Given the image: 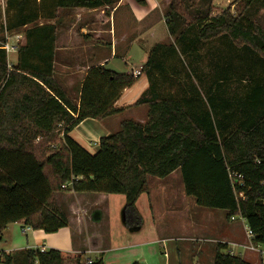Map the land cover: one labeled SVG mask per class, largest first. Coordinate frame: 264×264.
I'll return each instance as SVG.
<instances>
[{"label":"trees","instance_id":"obj_1","mask_svg":"<svg viewBox=\"0 0 264 264\" xmlns=\"http://www.w3.org/2000/svg\"><path fill=\"white\" fill-rule=\"evenodd\" d=\"M119 1L7 0L6 32L33 27L11 66L6 39L0 40V241L7 227L19 222L46 234L67 228V211L57 195L70 192L69 185L77 194L124 195L125 226L141 228L137 202L150 191L148 178L165 179L180 170L186 195L199 207L226 211L228 220L241 217L254 245H264V78L254 79L241 112L225 114L212 97L205 110L191 111L194 99L184 103L160 93L153 78L164 66L160 58L178 52L173 45L157 44L143 67L150 86L136 102L148 107L145 123L124 120L117 133L100 139L95 155L69 136L85 120L121 114L124 109L116 104L138 78L94 67L71 97L55 77L57 12L112 8ZM214 1H171L166 26L182 53L191 45L196 53V43L226 39L259 58L264 71V27L255 8H264V0H241L238 14L229 7L215 16ZM229 120L239 125L232 128ZM57 142L58 148L47 150ZM224 249L220 244L214 264H250ZM2 256L3 264H68L71 259L67 252L38 248ZM82 257L78 254L75 264H82Z\"/></svg>","mask_w":264,"mask_h":264},{"label":"rangeland","instance_id":"obj_2","mask_svg":"<svg viewBox=\"0 0 264 264\" xmlns=\"http://www.w3.org/2000/svg\"><path fill=\"white\" fill-rule=\"evenodd\" d=\"M6 4L7 0H0V30H4L0 35V40L5 37L6 42L3 46L9 44L15 49L14 52H7L11 66L13 63L16 64L19 47L26 43L25 32L33 26L30 25L28 28L22 29L21 33L19 31L6 32ZM240 4L241 0H215L213 15H219L229 7L232 8L233 13L238 14L241 9ZM255 8L257 9L258 22L264 27V8L259 5ZM40 23L44 24L45 22L41 19ZM19 34L24 37L21 38ZM190 38H193V36H190ZM117 39L121 40L122 37L119 35ZM167 41L165 45L175 46L178 53L174 55V53L165 52V57L160 58L162 59L161 63L164 64L163 68L155 70L153 74L157 87L164 98L174 97L184 101V103L194 99L196 106L192 105V108H188L191 111L198 107L202 108L201 110L209 107L207 103L209 97L215 98V105L225 108V114L235 113L237 110L241 112L246 105L248 106L246 96L253 86L254 79L264 78V71L261 68L263 63L253 53L242 48H236L226 39H216L206 44L196 43V53L192 49L194 45H191V50L189 46L186 47V52L182 53L183 47L175 38H170ZM105 52L108 57L115 53L116 58H112L107 69L119 74H130L132 71L139 70L143 72V67L150 57L145 48L139 44H132L129 47L127 44L114 45L113 47L108 45ZM254 62H258L257 67H254ZM55 77L60 83L68 81L64 70L60 68L55 71ZM141 79L145 82V85L141 88L144 90L145 87L150 86L151 80L146 72H143L140 82ZM70 80L74 84L79 79L70 77ZM62 86L71 97L76 98V93L65 88L64 84ZM136 102L134 106L129 107L133 108L129 113L105 120L107 136L120 130V124L115 126V120L117 119H121L120 123L125 119H136L137 121L140 118L144 121L147 119L148 107L142 106V109H137ZM134 114L137 118L133 117ZM234 118L239 119V117ZM240 118L242 121L245 120V118ZM228 123L231 124L230 120ZM238 125L239 121L237 120L231 124L232 128ZM60 139H62L61 136ZM59 146L58 142L48 144L47 150ZM180 174L177 175L180 185L178 186V183H176L178 188L176 186L173 191L167 192L166 195L160 193L163 188L156 184L158 179L150 180L152 186L156 184L155 190L150 195H144L138 203L143 224L142 229L137 232H131L124 225L123 210L125 205L122 204V201L125 202L124 195H110L102 198L98 194H82L79 196L80 203L73 195L74 192L71 191L72 186H69L70 192L59 196L58 199L67 211L69 224L65 228L66 230L63 229V231L40 239L33 231L23 232V229L28 228L23 222L10 225L7 232L4 233L3 246L0 247V264L4 262L1 253L3 250L7 249L14 253L26 249H37L43 245H46L48 250L66 249L69 255L75 256L70 259L68 264H75L76 254H73L75 251H85L86 254L83 255L82 264H87L88 261L96 263L102 259H105L104 264H128L131 261L141 264L140 261L143 257H146V259L152 257L153 260L158 262L157 264H167L169 260L170 264H178L179 256L181 261L186 258L182 248L184 242L180 240L182 238L179 236L181 230L173 229L174 232H172L171 228L168 229L167 218L169 214H167V208L169 205H176L181 199L182 193L185 195L184 183ZM156 194L160 198L156 199ZM72 201L75 202V206H73L74 203L71 204ZM96 210L104 213V219L100 224L94 223L90 219L92 212ZM159 219L162 220L157 223ZM235 220L242 222L241 217H236ZM31 230L33 229L31 228ZM160 233L162 236H159ZM210 234H205L204 240L206 242L200 243L201 248L205 249V253L197 257L198 261L199 259L206 263H213L214 261L215 253L221 243L216 241L217 234ZM95 236L102 238L103 246L100 251H91L87 245L89 240ZM258 250L262 252L264 261V245L258 246ZM231 251L243 255L247 252L239 246H233V244H229L227 249L222 250L226 254L231 253ZM259 264L264 263L260 262Z\"/></svg>","mask_w":264,"mask_h":264},{"label":"crops","instance_id":"obj_3","mask_svg":"<svg viewBox=\"0 0 264 264\" xmlns=\"http://www.w3.org/2000/svg\"><path fill=\"white\" fill-rule=\"evenodd\" d=\"M47 1L48 0H45V3ZM171 1L172 0H146V5L142 6L138 4L135 0H120L112 8L108 7L97 10H58L56 24L57 40L55 43L56 58L54 64L56 70L57 68L64 70L65 76L68 79V81L65 83H59L61 85L64 84L65 88L70 89L72 91L73 86L77 84L75 86L77 87L79 83L83 82V80L87 76L88 71L91 68L99 66H105L107 68L108 64L112 61V58H116L115 53H113L109 57L108 55H106L107 53L105 52V50L106 46L108 45H111L113 47L114 45L119 46V44H127V46L129 47L132 44H139L143 48H145L146 53L148 55L150 54L152 48L157 44L165 45V43L168 42L167 40L172 38L168 32L165 20V13ZM37 2L40 3L41 0H37ZM162 26L163 28H161ZM119 35L122 37L121 40L117 39ZM19 36L21 38L24 37L20 34ZM70 77L78 78L79 80L78 82H74L73 84V81L70 80ZM140 77L138 78L137 82L134 84L133 87L128 88L123 92L121 99L117 102L116 106L118 108L124 109V111L119 115L127 114L129 113V111L133 110V108L129 107L134 106L135 102L147 89L146 87L144 88V90L141 89L145 85V82L142 79V81L140 82ZM136 108L142 109V106H137ZM143 110L146 111L145 109ZM250 115L252 116L254 114L251 113ZM133 117L137 118L136 114H134ZM105 120H85L76 129H74L69 136L73 140H75L82 148H84L88 153H90L91 155H95L99 151L100 139L107 137L108 134V132L106 133ZM120 120L121 119L115 120V126H118L124 121L123 120L120 123ZM134 121L137 120L134 119ZM145 121L144 119L140 118L137 122L145 123ZM178 173H181L180 170L175 171L165 179L149 177L148 180L150 191L148 194H143L138 199V211V203L140 199L144 195H150L151 192L153 193L156 184H159V186L163 188L160 193H163L165 195L167 192L170 193V191H173L175 189V187L177 186L176 183H178L179 186L180 181L177 177ZM151 179H158L156 180V184L153 186L150 184ZM69 186H67V188ZM180 191L182 193L181 188ZM68 193L69 192L58 194L57 199H59V196L66 195ZM84 194H98L102 198L110 196L109 194L103 193ZM73 195L76 197L77 201L81 203V201L79 200V196H81L82 194L73 193ZM158 198L160 197H158V194H156V199ZM73 203V206H75L74 201H72L71 204ZM80 203L78 204L80 205ZM125 203L126 198L125 202L122 201L123 206L125 205ZM167 209L168 213H166L169 214L167 218L168 229L171 228L172 232H174L173 229L181 230L179 236L182 237L180 240L184 242L182 248L183 254L186 255V258H184V261H181V258L179 256L178 264H214V261L213 263H206L203 260L199 259L198 261L197 259L198 256L203 255L205 253V249L201 248L200 243L206 242V240H204V236L205 234L209 233H211L210 235H214V233L217 234L219 239L216 237V241L226 245L227 248L229 244H233V246H239L245 251H247L245 255L237 254L233 251H231L230 254L234 256L239 255L243 260L250 264H259L260 262L264 263L262 259V252L258 250V246L255 245L254 250H249L246 248V244L248 243L246 235L248 226L246 224V221H244L242 218V222L236 221V218L228 220V213L226 211L223 212V210H211L199 207L196 204V200L192 197H188L186 193L185 195L183 193L181 194V199L176 205H169ZM96 211L102 213V222L104 219L103 211ZM96 211H93L92 214ZM92 214L90 216L91 221ZM161 220L162 219H159L157 223H160ZM9 226L6 228L4 233L7 232ZM141 229L142 226L138 231H140ZM31 231L35 232L36 235L40 237V239L46 238L47 236L49 237L50 235L44 233L43 231ZM60 231H63V229H61ZM159 236H162V234L160 233ZM93 238L97 244L95 247L91 245V241ZM93 238L89 240L87 244L88 247H90L91 251H100L103 246L102 238H100L99 236H95ZM3 239L0 241V247L3 246ZM38 249L48 250L46 245L40 246L38 247ZM57 250L68 253L66 249ZM217 251L215 253V257ZM1 253L10 254L13 252L6 249L1 251ZM73 254H76L77 256L78 254L85 255L86 253L85 251H75ZM69 257L74 258L75 256L69 255ZM144 260L146 261L145 264L158 263L156 260H153L152 257L150 259H146V257H143L141 261H138H140L141 264H144ZM132 263H134V261H131L128 264ZM167 264H170V260L169 262H167Z\"/></svg>","mask_w":264,"mask_h":264},{"label":"built area","instance_id":"obj_4","mask_svg":"<svg viewBox=\"0 0 264 264\" xmlns=\"http://www.w3.org/2000/svg\"><path fill=\"white\" fill-rule=\"evenodd\" d=\"M3 48L8 52H14L15 49L13 47H11L9 44H6L3 46ZM132 75L135 77V78H139L141 75H142V72L139 70V71H132L131 72ZM63 189H66V186L63 187ZM28 231H31V228L28 227L26 229H23V232H28ZM253 233L252 231L248 228L247 229V240H248V243L246 244V248L249 249V250H254L255 249V245L253 243ZM42 252L46 251L45 249H41Z\"/></svg>","mask_w":264,"mask_h":264},{"label":"water","instance_id":"obj_5","mask_svg":"<svg viewBox=\"0 0 264 264\" xmlns=\"http://www.w3.org/2000/svg\"><path fill=\"white\" fill-rule=\"evenodd\" d=\"M101 220H102V213H101V212L96 211V212H94V213L92 214V221H93V222L100 223ZM123 222H124V225H125L124 215H123ZM139 229H140V228H132V229H130V230H131V232H134V231H138ZM91 245L94 246V247L97 245L96 242H95V240H94V238H93L92 241H91Z\"/></svg>","mask_w":264,"mask_h":264}]
</instances>
